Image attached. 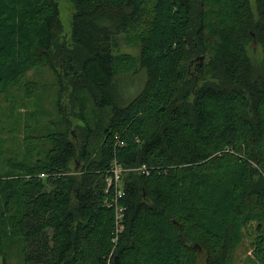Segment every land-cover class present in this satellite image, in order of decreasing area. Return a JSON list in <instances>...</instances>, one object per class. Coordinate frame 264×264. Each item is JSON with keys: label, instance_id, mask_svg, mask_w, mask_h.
I'll return each instance as SVG.
<instances>
[{"label": "trees", "instance_id": "obj_1", "mask_svg": "<svg viewBox=\"0 0 264 264\" xmlns=\"http://www.w3.org/2000/svg\"><path fill=\"white\" fill-rule=\"evenodd\" d=\"M71 2L73 45L56 0H0V99L38 66L61 86L37 154L0 167V264H264V0Z\"/></svg>", "mask_w": 264, "mask_h": 264}, {"label": "rangeland", "instance_id": "obj_2", "mask_svg": "<svg viewBox=\"0 0 264 264\" xmlns=\"http://www.w3.org/2000/svg\"><path fill=\"white\" fill-rule=\"evenodd\" d=\"M56 2L60 10L62 39L70 43L69 45H73L71 39L76 9L71 0H56ZM251 3L256 7V0H251ZM122 51L135 57L140 56L139 49L128 47L126 44L122 46ZM146 80V69L141 67L137 74L128 77L123 82V97L129 101V99L134 97L135 92L140 91L144 87ZM60 88L58 75L53 74L46 66H38L22 78L19 86L11 88L9 91L11 97H2L0 99V105H2L0 110V162L2 165L0 164V167L5 169L9 159L24 161L27 158H31V153L32 155L37 154L36 150L31 152L30 148L39 143V135L42 132H48L53 123L61 116V105L58 104ZM27 92H30V95L26 94ZM26 95H28V98H26ZM9 99L11 103L17 105L15 111L5 102ZM64 105L69 106V102L66 101ZM89 108V106H86L84 114L88 112ZM30 132L33 133L27 138ZM77 132L79 133V131ZM77 132L73 131L74 135H77ZM78 135H81V132ZM81 167L82 164H77L76 161H73L70 164V174L76 176ZM125 171L121 170L119 172V183L121 185ZM131 171L143 172L140 166L131 169ZM204 241L202 245L207 246ZM193 246L197 248L196 244H193ZM199 250L201 253L197 264H206L207 252L202 246ZM254 262L255 260L251 253L242 247L234 254L231 264H253Z\"/></svg>", "mask_w": 264, "mask_h": 264}, {"label": "built area", "instance_id": "obj_3", "mask_svg": "<svg viewBox=\"0 0 264 264\" xmlns=\"http://www.w3.org/2000/svg\"><path fill=\"white\" fill-rule=\"evenodd\" d=\"M142 171L143 172H146V168L145 167H141ZM122 169L119 168L118 166H116V168L114 169V173H115V179H114V183H115V186H116V189H117V193L119 194V196H122L124 194V190L122 188V186H120V183H119V180H120V174L119 172L121 171ZM123 171V170H122ZM42 177H46L45 174H42L41 175ZM113 185V180L110 179L109 180V187ZM117 215H118V219L121 221L124 217V212H123V209H121L120 207H117ZM120 231L122 230V227H120L119 229Z\"/></svg>", "mask_w": 264, "mask_h": 264}]
</instances>
